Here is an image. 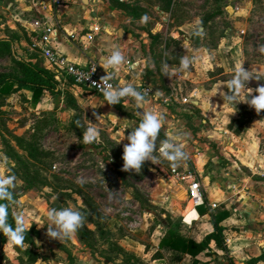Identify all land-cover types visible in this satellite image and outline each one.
Wrapping results in <instances>:
<instances>
[{
	"label": "rangeland",
	"instance_id": "obj_1",
	"mask_svg": "<svg viewBox=\"0 0 264 264\" xmlns=\"http://www.w3.org/2000/svg\"><path fill=\"white\" fill-rule=\"evenodd\" d=\"M0 5L4 6L0 12V73H16L10 61V0H0ZM120 10L133 20L131 30L146 36L149 51L143 52L146 62L141 72L145 81L165 90L169 79L174 87L180 86L181 95L195 90L198 103L158 107L164 119L153 155L159 164L146 160L139 171H125L121 154L127 141H116L126 137L129 126L138 121L137 109L127 102L93 108L92 95L70 82L59 83L72 95L73 107L63 95L44 93L35 104L23 93L0 95V175L9 174V169L15 175L11 189L17 196L14 213L24 217V228L38 231L33 246L8 238L0 246V264H125L116 246L143 264H175L171 254L158 248L167 228L178 223L179 231L194 237L207 230V225L187 228L182 222L191 207L188 182L182 176L190 172L200 182L204 202L224 201L230 209L223 239L231 241L219 249V262L230 264L228 255L235 249L247 257L262 249L264 110L257 113L243 102L247 89L232 101L224 97L227 82L241 62L260 78H250L246 88L264 84V53L259 51L264 45V0H173L169 11L162 9L160 0H127ZM210 14L202 26V18ZM32 15L27 12L24 18ZM196 27L201 32L195 46L189 36ZM23 33L21 40L28 43L30 37L27 31ZM168 34L177 37L178 45L164 52ZM2 40L8 41V47ZM16 50L15 55L38 59L30 42L29 50ZM164 57L179 60L165 67ZM183 57L191 62L179 79L175 75ZM231 121L233 128L242 123L239 133L228 127ZM89 127L98 134L91 144H84L82 134ZM175 135L186 146L185 158L173 165L159 157L158 150L162 141ZM16 137L32 141L48 154L29 158ZM51 207L81 212L78 230L90 231L85 237L88 247L77 231L61 240L47 236L45 218ZM195 215L191 210L185 219ZM99 229L103 230L99 233ZM30 248L37 255L33 262L27 260ZM156 252L161 257L153 259Z\"/></svg>",
	"mask_w": 264,
	"mask_h": 264
},
{
	"label": "crops",
	"instance_id": "obj_2",
	"mask_svg": "<svg viewBox=\"0 0 264 264\" xmlns=\"http://www.w3.org/2000/svg\"><path fill=\"white\" fill-rule=\"evenodd\" d=\"M126 2H119L117 0H88V2L84 4L82 0H61L59 4H55L52 3L51 0H37V5L33 6L29 0H10V52L15 54V52H17L16 49L21 47H25L29 50V42L31 41L33 34L30 21L34 16H40L44 22L53 25L55 28L54 38L51 42L52 46L58 52L65 55L73 63L85 64L87 61L92 60L98 64L101 73L106 74L98 63L100 58L109 56L112 50L119 48L124 56V61L122 64L109 69L110 76L130 84L145 81L141 73L146 62L145 58L143 57V52L149 51V45L146 43L147 39L142 31L131 30L133 29V20L129 16L120 13V5ZM42 3L44 7H42ZM3 10L4 6L0 5V12ZM27 12H32V18H24V14ZM95 23L99 25L100 29L98 32L94 33L93 39L87 43V48H83L79 42L69 37V35L72 33L75 35H81L83 37L85 33H89L91 31V27ZM24 31H27V35L30 37L28 43L21 40L23 38L22 36ZM168 36L177 39V37L172 35L168 34ZM16 56L20 57L18 55ZM28 58L32 61L35 60V57ZM38 59L44 65V67L48 69L43 60L39 57ZM132 64H135L134 68L130 67ZM163 64L165 67L170 65V63H166L164 61ZM128 66L129 68H127ZM168 81L169 79L165 80V84ZM66 82L69 83L70 81ZM75 86L87 93H90L94 101L95 98H99V96L93 94L84 87L77 85ZM62 88L68 90L65 87ZM15 93H23L24 97L28 100L31 98V90L28 87H21ZM44 93L42 94L43 97L48 94L47 93L45 95ZM128 104L134 107L133 103ZM152 104L151 101L144 100L143 107L145 109L151 107H160L155 104L152 106ZM261 174L263 175L260 176H264V171ZM246 197L248 196L246 195ZM211 202L212 201L208 202L205 200V205H201V207L204 209L203 213H200L198 207L193 209L191 206L183 215L184 221L182 222L185 226H187V228H191L194 225L197 227L199 225H207L205 227L207 230L202 235L199 236V234H196L197 237L188 235L189 238L197 242L201 241L202 238L213 229L210 223V212L212 211L225 210L228 212V216L220 222V225L223 227L222 234L223 231H227L225 228L228 227V222H230V209L226 207L224 201L219 202L216 208L210 209L207 204ZM191 210H194L196 215L193 216V219L188 221V219L186 220L185 217ZM226 239L222 240L221 246H218L213 240H211L208 243V248L206 249V251L209 253V256L200 255V263L198 264H201L202 262H207L208 264H226V262H219V260L222 259V257L219 255V249L223 250L222 248L229 246L228 244L231 241L230 238H228L229 242H226ZM261 246L262 249L260 253L252 256L250 255L248 257L245 254H241L239 249H235L229 253L228 257H230V259L228 260L230 261V264H264V257L257 258L258 256L260 257V255L264 252V243L261 244ZM167 252L168 254H171V258L174 257V252ZM255 258H257V260L252 261ZM172 261L175 264H189L190 257L188 255L180 254L178 258L173 259Z\"/></svg>",
	"mask_w": 264,
	"mask_h": 264
},
{
	"label": "clouds",
	"instance_id": "obj_3",
	"mask_svg": "<svg viewBox=\"0 0 264 264\" xmlns=\"http://www.w3.org/2000/svg\"><path fill=\"white\" fill-rule=\"evenodd\" d=\"M196 33H200L201 29L196 27L194 29ZM259 51L264 53V45L259 46ZM124 61V56L119 48H115L111 51V54L107 57H101L99 65L106 73L101 80H105L110 76L109 69L114 68ZM188 57H183L179 63V71L186 69L190 63ZM135 67V64L130 65ZM260 80L259 77L253 76L250 71L245 70L241 64L235 69L231 79L228 80L224 99L232 101L235 95H238L242 90L247 89V96L243 102H246L255 112L259 113L264 110V84H260L254 89L246 88L245 85L250 79ZM255 95H251V93ZM147 90L141 92L133 87L130 83H124L123 86L113 87L111 84H107L102 89V95L99 98H95V102L92 101V107L95 108L98 104L102 105L107 103L114 105L119 103L123 97H130L132 99L134 107L137 109L136 115L138 121L135 124L129 126L130 130L125 136H122L116 141L119 143L121 139H126L127 143L122 146V169L140 170L144 161H150L153 164H159V159L154 156V150L156 148L155 138L163 126V116L157 107L144 108V100ZM95 115V113H93ZM96 118H100L97 116ZM98 130L93 127H89L82 134L84 144H91L96 138ZM184 142L179 138V135L170 136L161 142L159 147V157L172 162L173 165L179 160L185 158ZM9 174L0 175V233L5 234L11 241L16 244H21L24 240V234L27 229L24 228V217L17 215L15 218V226L8 223V204L15 203L13 200L12 188L14 187V181L16 179L14 174H11V170H7ZM46 234L50 238L61 240L72 236L76 233V230L81 226L83 216L79 210H75L71 207L61 208H48L46 214Z\"/></svg>",
	"mask_w": 264,
	"mask_h": 264
},
{
	"label": "trees",
	"instance_id": "obj_4",
	"mask_svg": "<svg viewBox=\"0 0 264 264\" xmlns=\"http://www.w3.org/2000/svg\"><path fill=\"white\" fill-rule=\"evenodd\" d=\"M118 1V0H117ZM162 2V9L164 11H169L173 4V0H160ZM213 14L206 15L202 18L200 24L204 26L207 19H209ZM190 41L196 46L198 44L199 33L193 31L190 36ZM8 41L2 40V43L8 47ZM171 45H178V40L173 37H167L163 43V51L165 52L170 48ZM179 59H168L167 57L163 58V61L166 63H177ZM10 61L16 68V73H0V95L14 93L19 90L21 87H28L31 90L30 101L32 103H37L39 98L44 92H47L51 96L63 95L66 103L70 106H74V100L72 95L65 89L60 86V81L55 77V74L50 70L46 69L44 65L35 59L32 61L29 58L17 57L15 54L10 52ZM228 127L232 129L236 134L239 133L242 129V123L232 127V121L228 124ZM16 142L19 147H22L29 158L36 159L39 156H45L48 153L39 150L32 141H26L20 137H16ZM6 148L10 149V145H6ZM14 156V155H11ZM17 196L13 193V200ZM200 213L204 212V209L201 206H198ZM228 216V212L225 210H216L210 212V223L212 225V231L207 233L201 241L197 242L189 238L186 234L179 231L178 223H175L167 228L163 236L160 238L158 243V248L166 251H172L175 253L172 259L178 258L181 255H188L190 257L189 264H198L199 256H209V253L206 251L208 248V243L213 240L218 246H221L223 240L222 230L223 227L220 225V222ZM16 215L13 210V203L8 204V223L15 226ZM27 231L24 234V240L21 244H34L33 237L38 236V231L34 227L25 228ZM103 229H99L100 231ZM78 233L82 234V240L84 241L85 246L89 244L85 241L87 236V230L81 231L76 230ZM106 232V231H105ZM90 234V231L88 232ZM84 235V236H83ZM8 240V237L0 233V246L5 244ZM119 252H122V256L126 258V263L128 264H143V261L126 253L123 249L116 246ZM161 254L156 252L153 258L160 257ZM37 255L34 252V249L30 248L29 255L27 260L33 262L36 259ZM264 257V252L257 258ZM257 258L252 261L257 260ZM132 259V260H129ZM125 263V264H126ZM201 264H208L207 262H202Z\"/></svg>",
	"mask_w": 264,
	"mask_h": 264
},
{
	"label": "built area",
	"instance_id": "obj_5",
	"mask_svg": "<svg viewBox=\"0 0 264 264\" xmlns=\"http://www.w3.org/2000/svg\"><path fill=\"white\" fill-rule=\"evenodd\" d=\"M29 1L33 6L37 5V0ZM51 1L55 4H59L61 2V0ZM118 1L126 2V0ZM42 7H44L43 3ZM30 25L33 32L30 41V49L43 60L46 67L59 78L58 80L61 83L70 81L77 86L84 87L99 97L102 95V89L105 85L111 84L113 87H122L124 83H127L111 76L105 80H101L105 74L101 73L98 64L95 61L89 60L85 64H76L70 61L65 55L58 52L51 44L54 38L55 28L53 25L44 22L40 16H34L30 21ZM99 29V25L95 23L92 25L91 31L89 33H85L83 37L73 33L70 34L69 37L79 42L83 48H87V43L93 39L94 33L98 32ZM127 68H129V66ZM175 76L179 79L183 78L182 71L177 70ZM131 85L141 92H145L147 90L145 100H149L151 101V104L153 103L157 106L174 107L176 102L181 105L194 106L198 103V95L195 90L185 95H181L180 86L178 85L177 87H174L169 81L165 84V90L163 88L158 89L147 81H140L138 83H132ZM122 102L130 104L133 103L130 97L121 98L119 103ZM209 124L210 123H208V125L206 124V130L210 129ZM172 172L178 174L176 172V168H173ZM182 177L188 182L187 200L191 203L192 208L196 209L198 206L205 205L199 180L196 179L191 172L184 174ZM207 206L210 209H214L218 205L216 203H209ZM182 221H184V218H182ZM226 242H229L228 238L226 239Z\"/></svg>",
	"mask_w": 264,
	"mask_h": 264
},
{
	"label": "water",
	"instance_id": "obj_6",
	"mask_svg": "<svg viewBox=\"0 0 264 264\" xmlns=\"http://www.w3.org/2000/svg\"><path fill=\"white\" fill-rule=\"evenodd\" d=\"M82 2H83L84 4H86V3L88 2V0H82Z\"/></svg>",
	"mask_w": 264,
	"mask_h": 264
}]
</instances>
